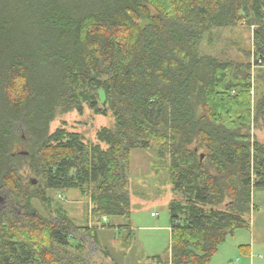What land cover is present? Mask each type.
Here are the masks:
<instances>
[{
    "label": "trees",
    "instance_id": "16d2710c",
    "mask_svg": "<svg viewBox=\"0 0 264 264\" xmlns=\"http://www.w3.org/2000/svg\"><path fill=\"white\" fill-rule=\"evenodd\" d=\"M236 28L253 32L243 61L199 52L213 31ZM85 107L113 119L95 142L64 122L50 130ZM254 131L264 0H0V264H93L85 240L99 246L98 227H75L52 196L69 189L99 228L128 230L127 251L130 225L109 221L130 216L133 150L156 151L181 195L169 203V257L153 261L211 264L250 229L252 193L264 189Z\"/></svg>",
    "mask_w": 264,
    "mask_h": 264
},
{
    "label": "rangeland",
    "instance_id": "374dc122",
    "mask_svg": "<svg viewBox=\"0 0 264 264\" xmlns=\"http://www.w3.org/2000/svg\"><path fill=\"white\" fill-rule=\"evenodd\" d=\"M252 36V29L248 28L213 31L212 42L209 43L206 36L199 52L243 61L245 58L241 51L252 50ZM99 95L100 101H103V93L100 92ZM103 112L94 114L85 107L82 115L72 112L57 118L51 124L50 130L54 131L64 122L68 131L95 142L97 131L102 127H110L113 122L111 114ZM254 132L258 140H264V131ZM157 162V153L154 150H133L131 154L128 178L131 213L129 218L109 221L112 224L130 225L132 237L127 251L121 248V238L127 235L128 230L99 228L98 223L90 216V202L77 190L52 193L55 202L67 212L75 227H98L99 246L91 240H85L87 254L93 264H158L153 261V257L158 256L162 260L169 257V203L181 195L171 191L168 173L161 170ZM33 204L41 214L46 215L37 201ZM252 204L255 209L250 216V229H238L233 237H228L219 246L211 264H264V189H254ZM0 205L5 206L4 200ZM101 248L107 249L110 259Z\"/></svg>",
    "mask_w": 264,
    "mask_h": 264
},
{
    "label": "built area",
    "instance_id": "2783aa9c",
    "mask_svg": "<svg viewBox=\"0 0 264 264\" xmlns=\"http://www.w3.org/2000/svg\"><path fill=\"white\" fill-rule=\"evenodd\" d=\"M103 220H105V218H103Z\"/></svg>",
    "mask_w": 264,
    "mask_h": 264
}]
</instances>
